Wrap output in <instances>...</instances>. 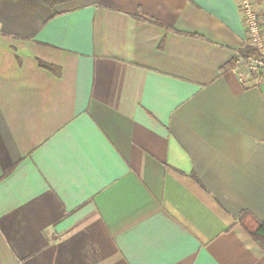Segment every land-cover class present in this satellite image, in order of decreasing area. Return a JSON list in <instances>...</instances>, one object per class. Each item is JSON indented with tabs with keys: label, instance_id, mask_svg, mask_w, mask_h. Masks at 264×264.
I'll list each match as a JSON object with an SVG mask.
<instances>
[{
	"label": "crops",
	"instance_id": "crops-1",
	"mask_svg": "<svg viewBox=\"0 0 264 264\" xmlns=\"http://www.w3.org/2000/svg\"><path fill=\"white\" fill-rule=\"evenodd\" d=\"M247 47L239 0H0V264H264Z\"/></svg>",
	"mask_w": 264,
	"mask_h": 264
},
{
	"label": "built area",
	"instance_id": "built-area-1",
	"mask_svg": "<svg viewBox=\"0 0 264 264\" xmlns=\"http://www.w3.org/2000/svg\"><path fill=\"white\" fill-rule=\"evenodd\" d=\"M249 47L257 54H238L233 70L243 82L250 78L264 81V0H239Z\"/></svg>",
	"mask_w": 264,
	"mask_h": 264
},
{
	"label": "trees",
	"instance_id": "trees-1",
	"mask_svg": "<svg viewBox=\"0 0 264 264\" xmlns=\"http://www.w3.org/2000/svg\"><path fill=\"white\" fill-rule=\"evenodd\" d=\"M242 52L257 54V52L250 47L245 48ZM47 67L52 68V65H47ZM240 222L264 249V222L256 219L252 214L248 212H244L242 214V216L240 217Z\"/></svg>",
	"mask_w": 264,
	"mask_h": 264
}]
</instances>
